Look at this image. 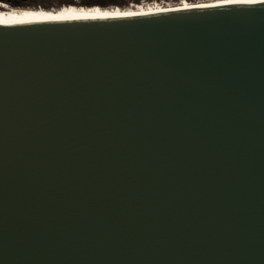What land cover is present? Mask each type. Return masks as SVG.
Masks as SVG:
<instances>
[{"label": "water", "instance_id": "obj_1", "mask_svg": "<svg viewBox=\"0 0 264 264\" xmlns=\"http://www.w3.org/2000/svg\"><path fill=\"white\" fill-rule=\"evenodd\" d=\"M0 264H264V1L0 13Z\"/></svg>", "mask_w": 264, "mask_h": 264}, {"label": "bare ground", "instance_id": "obj_2", "mask_svg": "<svg viewBox=\"0 0 264 264\" xmlns=\"http://www.w3.org/2000/svg\"><path fill=\"white\" fill-rule=\"evenodd\" d=\"M264 0H203V1H186L182 0L176 4H161L157 1L154 2H142L140 5H133L131 8L116 9L111 7H101L98 5H65L62 7H14L8 3L0 2V13L15 12V13H29L37 15H49V16H69L78 18H92L101 16H118L131 14H141L157 12L162 10L187 8L195 6H222L232 4H245L252 2H260ZM7 6V7H6Z\"/></svg>", "mask_w": 264, "mask_h": 264}, {"label": "rangeland", "instance_id": "obj_3", "mask_svg": "<svg viewBox=\"0 0 264 264\" xmlns=\"http://www.w3.org/2000/svg\"><path fill=\"white\" fill-rule=\"evenodd\" d=\"M157 1L161 4H176L182 0H24L15 5L14 7H62L65 5H98L101 7H111L116 9L131 8L133 5H140L142 2ZM186 1H202V0H186Z\"/></svg>", "mask_w": 264, "mask_h": 264}, {"label": "flooded vegetation", "instance_id": "obj_4", "mask_svg": "<svg viewBox=\"0 0 264 264\" xmlns=\"http://www.w3.org/2000/svg\"><path fill=\"white\" fill-rule=\"evenodd\" d=\"M4 1L7 2L9 5H15V4L20 3L21 1H24V0H4Z\"/></svg>", "mask_w": 264, "mask_h": 264}, {"label": "built area", "instance_id": "obj_5", "mask_svg": "<svg viewBox=\"0 0 264 264\" xmlns=\"http://www.w3.org/2000/svg\"><path fill=\"white\" fill-rule=\"evenodd\" d=\"M0 2H5L4 0H0ZM5 3H7V2H5Z\"/></svg>", "mask_w": 264, "mask_h": 264}, {"label": "snow or ice", "instance_id": "obj_6", "mask_svg": "<svg viewBox=\"0 0 264 264\" xmlns=\"http://www.w3.org/2000/svg\"><path fill=\"white\" fill-rule=\"evenodd\" d=\"M7 7V6H6ZM126 15H131V13H126Z\"/></svg>", "mask_w": 264, "mask_h": 264}]
</instances>
